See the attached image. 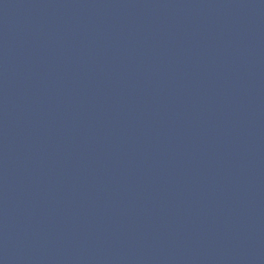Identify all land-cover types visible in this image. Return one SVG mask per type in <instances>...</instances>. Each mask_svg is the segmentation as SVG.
Instances as JSON below:
<instances>
[{"label": "water", "instance_id": "95a60500", "mask_svg": "<svg viewBox=\"0 0 264 264\" xmlns=\"http://www.w3.org/2000/svg\"><path fill=\"white\" fill-rule=\"evenodd\" d=\"M0 264H264V0H0Z\"/></svg>", "mask_w": 264, "mask_h": 264}]
</instances>
